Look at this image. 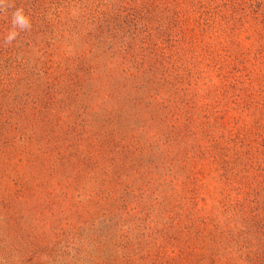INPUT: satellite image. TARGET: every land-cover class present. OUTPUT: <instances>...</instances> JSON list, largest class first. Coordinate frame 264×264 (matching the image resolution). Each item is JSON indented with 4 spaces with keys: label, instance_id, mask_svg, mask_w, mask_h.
<instances>
[{
    "label": "trees",
    "instance_id": "trees-1",
    "mask_svg": "<svg viewBox=\"0 0 264 264\" xmlns=\"http://www.w3.org/2000/svg\"><path fill=\"white\" fill-rule=\"evenodd\" d=\"M0 264H264V0H0Z\"/></svg>",
    "mask_w": 264,
    "mask_h": 264
},
{
    "label": "clouds",
    "instance_id": "clouds-1",
    "mask_svg": "<svg viewBox=\"0 0 264 264\" xmlns=\"http://www.w3.org/2000/svg\"><path fill=\"white\" fill-rule=\"evenodd\" d=\"M12 37H9V39H11Z\"/></svg>",
    "mask_w": 264,
    "mask_h": 264
}]
</instances>
